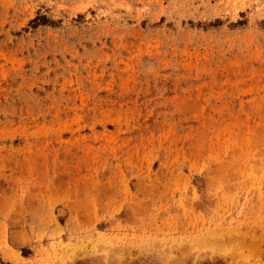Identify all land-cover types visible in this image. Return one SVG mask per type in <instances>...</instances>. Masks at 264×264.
Returning a JSON list of instances; mask_svg holds the SVG:
<instances>
[{
	"label": "rangeland",
	"instance_id": "374dc122",
	"mask_svg": "<svg viewBox=\"0 0 264 264\" xmlns=\"http://www.w3.org/2000/svg\"><path fill=\"white\" fill-rule=\"evenodd\" d=\"M264 264V0H0V264Z\"/></svg>",
	"mask_w": 264,
	"mask_h": 264
},
{
	"label": "trees",
	"instance_id": "16d2710c",
	"mask_svg": "<svg viewBox=\"0 0 264 264\" xmlns=\"http://www.w3.org/2000/svg\"><path fill=\"white\" fill-rule=\"evenodd\" d=\"M216 264H221V263H216Z\"/></svg>",
	"mask_w": 264,
	"mask_h": 264
}]
</instances>
